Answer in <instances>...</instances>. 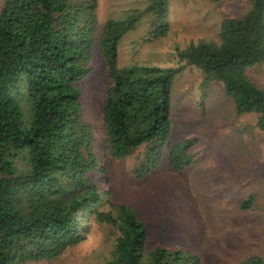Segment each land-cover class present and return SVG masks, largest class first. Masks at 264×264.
<instances>
[{
	"label": "trees",
	"instance_id": "16d2710c",
	"mask_svg": "<svg viewBox=\"0 0 264 264\" xmlns=\"http://www.w3.org/2000/svg\"><path fill=\"white\" fill-rule=\"evenodd\" d=\"M247 1L241 15L223 14L218 39L176 47L178 65L119 67L120 40L142 14L151 15L150 38L169 33V0H148L141 12L103 24L96 0H3L0 264L56 259L85 239L87 214L106 231L104 264H203L198 253L181 247L149 249L148 227L136 209L104 197L107 178L92 177L106 172L92 154L94 133L83 117L79 83L100 54L109 78L101 115L107 153L137 158L136 179L151 173L165 152L175 172L199 160L196 137L171 140L173 84L186 65L200 70L201 87L221 83L234 113H255L254 128L264 133V85L249 73L264 63V0ZM243 128L252 133L251 126ZM246 185L239 187L245 192L239 209L258 210L254 221L263 224L264 176ZM236 264H264V254Z\"/></svg>",
	"mask_w": 264,
	"mask_h": 264
},
{
	"label": "rangeland",
	"instance_id": "374dc122",
	"mask_svg": "<svg viewBox=\"0 0 264 264\" xmlns=\"http://www.w3.org/2000/svg\"><path fill=\"white\" fill-rule=\"evenodd\" d=\"M96 1L100 24L135 10L141 12L148 2ZM248 8L247 0H169V33L150 38L151 15L142 14L120 40L118 66L178 65L176 47L218 39L223 14L239 16ZM255 69L249 73L264 85V63ZM202 77L199 69L186 65L173 84L171 96V140L196 137L194 151L199 160L187 170L175 172L165 152L151 173L136 179L131 167L137 158L120 160L107 153L101 115L109 78L101 55L95 54L92 71L79 83L83 117L94 133L92 154L106 172H93L92 177L107 178L109 194L104 197L136 209L148 227L149 249L156 244L181 247L198 253L203 264H236L251 253L264 254V223L254 221L261 213L239 209L245 196L240 185L247 187L251 179L264 176V133L254 128L255 113L237 116L222 84L201 87ZM244 126H251L252 133L243 132ZM84 217L88 221L82 242L54 260L30 264H104L108 256L106 231L90 214Z\"/></svg>",
	"mask_w": 264,
	"mask_h": 264
}]
</instances>
